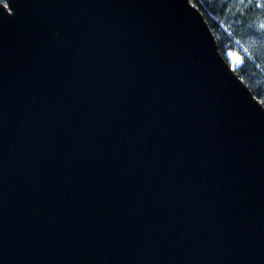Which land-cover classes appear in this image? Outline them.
Here are the masks:
<instances>
[{
	"label": "water",
	"instance_id": "95a60500",
	"mask_svg": "<svg viewBox=\"0 0 264 264\" xmlns=\"http://www.w3.org/2000/svg\"><path fill=\"white\" fill-rule=\"evenodd\" d=\"M190 2H0V264H264V106Z\"/></svg>",
	"mask_w": 264,
	"mask_h": 264
},
{
	"label": "trees",
	"instance_id": "16d2710c",
	"mask_svg": "<svg viewBox=\"0 0 264 264\" xmlns=\"http://www.w3.org/2000/svg\"><path fill=\"white\" fill-rule=\"evenodd\" d=\"M190 1L207 20L219 53L264 106V0Z\"/></svg>",
	"mask_w": 264,
	"mask_h": 264
},
{
	"label": "snow or ice",
	"instance_id": "6c2138e0",
	"mask_svg": "<svg viewBox=\"0 0 264 264\" xmlns=\"http://www.w3.org/2000/svg\"><path fill=\"white\" fill-rule=\"evenodd\" d=\"M262 27H264V25H262Z\"/></svg>",
	"mask_w": 264,
	"mask_h": 264
}]
</instances>
